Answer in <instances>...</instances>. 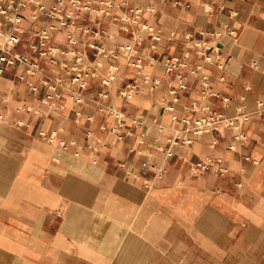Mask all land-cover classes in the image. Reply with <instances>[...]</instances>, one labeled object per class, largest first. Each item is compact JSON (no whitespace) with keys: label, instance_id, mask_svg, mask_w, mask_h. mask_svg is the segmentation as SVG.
<instances>
[{"label":"crops","instance_id":"crops-1","mask_svg":"<svg viewBox=\"0 0 264 264\" xmlns=\"http://www.w3.org/2000/svg\"><path fill=\"white\" fill-rule=\"evenodd\" d=\"M177 1L115 0L112 16L79 21L89 31L78 30L75 44L54 32L61 62L40 58L42 70L24 80L22 66L0 74V264H264V0ZM35 7L23 11L13 48L33 58L30 46L49 24L33 17ZM137 7L144 11L132 22ZM12 30L0 26V39ZM134 34L143 38L140 66L120 51ZM77 51L89 73L84 89L69 73ZM185 51L195 71L173 95L178 82L165 63ZM54 76L63 81L48 101ZM129 83L139 87L126 97ZM195 102L247 114L243 142L220 128L167 157L183 127L174 116H193ZM207 156L229 172L194 173ZM158 168L163 178L147 189Z\"/></svg>","mask_w":264,"mask_h":264},{"label":"built area","instance_id":"built-area-1","mask_svg":"<svg viewBox=\"0 0 264 264\" xmlns=\"http://www.w3.org/2000/svg\"><path fill=\"white\" fill-rule=\"evenodd\" d=\"M178 3H182V0H178ZM127 4V2H125ZM186 3V2H185ZM31 5L36 6L34 10L33 17H38L39 15H45L48 18V27L42 30L38 35V40L36 43L31 44L30 48L32 54L36 55L37 58L27 54L23 51H13V48L21 43V33L23 32L20 24L23 20V11L30 7ZM116 6L115 0H55L52 5H48L45 0H5L0 2V26H5L11 24L13 26L12 31L2 33V38L0 39V74L4 73L6 70L16 66H22L23 72L18 74L21 80H24L27 75H33L42 70L39 65L38 59L43 57H50L51 61L56 64L61 62V57H64L66 51L60 48L54 41L53 35L56 30L64 29L67 34L68 42L70 44L76 43V32L78 30L89 31L87 28H81L79 26V21L84 19L86 15L90 12L96 11L97 15L100 17L112 16V10ZM132 22H137L144 8L137 7L132 8ZM117 18V17H115ZM125 21H128L127 17H123ZM125 29H129V25L125 26ZM141 30H148L154 32V27L143 24ZM215 36L218 33H214ZM154 38H158L157 35H152ZM141 34H134L132 41L125 44L121 48L128 61L135 65L140 66L139 61L135 60L138 48L137 46L142 42ZM199 52L205 54L207 49L206 44L198 43ZM99 51H103L99 49ZM116 57L118 55H115ZM190 52L185 51L180 55H174L166 60V70L168 73H173L175 79L178 82V87L171 89V93L175 95L178 89H183L187 87V75L185 71L190 70L192 72L195 69H191L189 66ZM83 53L77 51L75 64L70 68V75L72 76V84L76 85L79 89H84L87 84V76L89 73L80 64L83 62ZM110 78H114L112 74ZM149 76L144 77V81H150ZM63 81L61 76H54L50 78L46 83H48L49 91L46 94V100L52 101L59 96L58 85ZM108 83V80H104ZM154 83L157 80L154 79ZM33 90H37V87L31 85ZM138 83H129L121 90L123 95L126 97H131L133 92L138 89ZM82 96L78 93L76 100L77 102H82ZM229 101V98H226ZM262 102H260V105ZM54 108L57 106L54 105ZM194 115L190 117L178 118L174 116L175 121H180L183 127L178 129L173 137L171 146L167 151L166 156L170 157L173 155V147L180 144L181 141L187 144L194 142L197 136L219 130L220 128H232L235 129L234 139L236 142H243L245 139V131L241 128L240 121L243 122L248 119L247 114H242V116L232 117L228 116L223 112H220L208 104H199L195 102L193 104ZM115 116L118 118L119 113L115 112ZM122 126V122L118 119V126L113 128L117 131V128ZM121 139L123 136L118 134ZM54 141L52 137L50 139ZM218 140L215 139L212 142V146L216 145ZM234 147L233 145L231 146ZM247 160H251L249 155L246 156ZM256 163V160H252ZM210 171L217 174H226L229 172V168L223 164L221 158H212L210 156L204 157L197 161L193 166V172H206ZM165 169L158 168L154 170V177L151 180L146 181L145 186L147 189H151L155 183L161 180L164 176Z\"/></svg>","mask_w":264,"mask_h":264}]
</instances>
